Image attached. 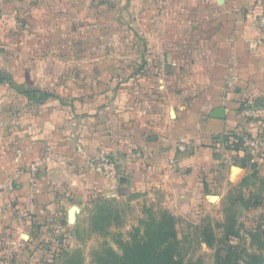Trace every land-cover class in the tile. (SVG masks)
<instances>
[{
	"label": "crops",
	"instance_id": "obj_1",
	"mask_svg": "<svg viewBox=\"0 0 264 264\" xmlns=\"http://www.w3.org/2000/svg\"><path fill=\"white\" fill-rule=\"evenodd\" d=\"M141 3L120 34L146 37L148 53L161 55L162 97L157 107L142 111L119 103L109 126L118 131V151L144 153L142 159L121 156L132 182L178 213L222 190L221 174L231 182L235 166L240 183L246 179L248 154L233 139L249 125L239 119L235 101L246 88L264 89V46L250 49L261 36L264 0H147L145 13ZM98 7L95 0H0L1 249L20 247L18 235L31 241L50 229L63 193H91L109 182L94 162L112 141L106 136L108 112L100 105L112 95L102 76L105 65L79 63L90 72L82 81L70 77L74 41L102 20ZM75 82H82L81 95ZM128 85L119 81L118 102ZM221 108L226 117L212 118ZM150 134L157 137L145 140Z\"/></svg>",
	"mask_w": 264,
	"mask_h": 264
},
{
	"label": "rangeland",
	"instance_id": "obj_2",
	"mask_svg": "<svg viewBox=\"0 0 264 264\" xmlns=\"http://www.w3.org/2000/svg\"><path fill=\"white\" fill-rule=\"evenodd\" d=\"M95 1H98L102 20L91 23L90 33L88 31L84 36L75 39V52L72 56L76 68L70 71V77L82 81L84 73L90 72L78 66L79 63L101 62L105 65L102 76L110 81L106 82L105 88L114 96L108 95L109 100L100 105L101 109L108 112L106 136L112 141L108 142L106 149L98 151L94 162L97 174L109 182L105 187L96 188L91 193H63L65 198L59 203L50 229L39 232L37 236L33 235L31 241L25 233L23 237L18 235L20 247H0V264L6 259L12 261L8 264H99L103 249L110 247L121 254L120 243L131 240L134 228H143L142 223L151 217L159 221L164 213L176 219L179 253L185 262L216 264L218 257L231 256L238 264H249L251 255L264 257V163L254 164L248 156L245 185L240 183L243 176L239 171L234 173L231 182L227 181L225 173L221 174V184L223 182L226 185L224 188L221 186L222 190L218 193H205L207 200L202 199L197 206H184V210L178 213L165 208L158 201H153L148 193L138 189L130 174L123 170L124 164L120 161L123 160L124 163L125 160L121 156L126 158L130 155L142 159L144 153L139 156L138 153L142 150L132 147L118 151V131L115 133V128L109 126V121L114 114L118 117L120 104L124 108L134 107L141 111L150 104L157 107L162 97V90L158 88L163 74L162 57L148 53L146 42L151 41L146 37L138 39L130 33L124 37L125 30L128 29L127 23L131 22L130 16L136 14L137 2H142L139 9L143 10L140 13H145L147 0ZM158 10L161 12L160 7ZM262 14L264 8L259 15ZM122 15L127 16L123 22L119 18ZM121 28H125L123 36L120 34ZM120 62L128 65V69L121 70ZM120 80L129 85L123 87V101L118 102L116 97ZM81 83H74L77 95H81ZM171 89L174 91L172 86ZM246 89L247 94L237 97L235 104L240 106L239 119L249 126L236 134L233 141H238L243 134L250 133L258 135L264 143V89L257 92ZM43 104H46L45 101ZM249 109L259 113L255 117H247L243 112ZM166 119L171 123L168 116ZM139 120L144 123L151 122L145 118ZM153 137L157 136L144 135L145 140ZM202 142L211 144V139ZM102 155L115 163V169L110 176H105L98 170ZM31 169L37 172L35 166ZM227 190L230 191L222 192ZM247 202L249 206L244 205ZM73 207H77L80 212L76 215L75 222L69 223L68 212ZM227 210L236 214V224L240 228L239 237H224L223 224ZM26 243L34 244L28 246ZM20 250L23 254L18 256Z\"/></svg>",
	"mask_w": 264,
	"mask_h": 264
},
{
	"label": "trees",
	"instance_id": "obj_3",
	"mask_svg": "<svg viewBox=\"0 0 264 264\" xmlns=\"http://www.w3.org/2000/svg\"><path fill=\"white\" fill-rule=\"evenodd\" d=\"M239 144H235L237 148ZM246 182L245 179L241 185H245ZM244 205L249 206V203ZM142 224L143 228H134L129 242L120 243L121 254L110 247L103 249L102 255L99 256V264H203L202 262H185L181 257L174 216L164 213L159 221L151 217ZM34 226L33 224L32 227ZM223 228L226 239L239 237L240 228L237 227L236 214L233 211H226ZM31 229L28 232H31ZM248 263L264 264V257L251 255ZM216 264H238V261L231 256L218 257Z\"/></svg>",
	"mask_w": 264,
	"mask_h": 264
},
{
	"label": "built area",
	"instance_id": "obj_4",
	"mask_svg": "<svg viewBox=\"0 0 264 264\" xmlns=\"http://www.w3.org/2000/svg\"><path fill=\"white\" fill-rule=\"evenodd\" d=\"M258 27L261 36L256 41L252 42L250 49L255 51L259 47L264 46V14L258 17ZM244 115L247 117H255L259 112L256 110H245ZM241 147L247 152L252 163H264V143L258 135L245 133L240 138ZM183 150H185L183 148ZM115 169V163L102 155L100 157L99 171L103 172L105 176H110ZM34 170V168H33Z\"/></svg>",
	"mask_w": 264,
	"mask_h": 264
},
{
	"label": "water",
	"instance_id": "obj_5",
	"mask_svg": "<svg viewBox=\"0 0 264 264\" xmlns=\"http://www.w3.org/2000/svg\"><path fill=\"white\" fill-rule=\"evenodd\" d=\"M172 117H174V111L171 112ZM212 118H217V119H224L226 117V110L221 108V109H217L215 110L212 115ZM236 171H240L239 168L235 167L233 169V172L235 173ZM80 212V210L77 207H73L69 210L68 212V221L69 223H74L75 222V218L76 215Z\"/></svg>",
	"mask_w": 264,
	"mask_h": 264
},
{
	"label": "bare ground",
	"instance_id": "obj_6",
	"mask_svg": "<svg viewBox=\"0 0 264 264\" xmlns=\"http://www.w3.org/2000/svg\"><path fill=\"white\" fill-rule=\"evenodd\" d=\"M236 172H238V171H236ZM236 172H235V173H236Z\"/></svg>",
	"mask_w": 264,
	"mask_h": 264
}]
</instances>
